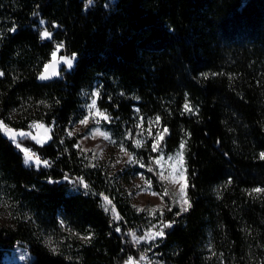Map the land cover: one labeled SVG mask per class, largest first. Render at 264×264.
<instances>
[{"label":"trees","instance_id":"trees-1","mask_svg":"<svg viewBox=\"0 0 264 264\" xmlns=\"http://www.w3.org/2000/svg\"><path fill=\"white\" fill-rule=\"evenodd\" d=\"M57 46L76 54L72 66L39 81ZM0 72V117L24 126L6 112L26 104L52 126L47 143L31 145L50 160L39 168L25 165L0 129L9 217L0 224V264L18 244L28 264L138 256L121 187L109 186L101 168L83 170L79 134L68 133L95 87L117 137L144 136L142 116L164 132L160 149L184 144L191 207L177 215L171 206V227L149 253L163 264H264V192H252L264 189V0H0ZM150 143L136 148L147 166L156 154ZM83 172L89 191L74 188ZM148 177L160 190L152 171ZM98 190L114 198L121 220L105 211Z\"/></svg>","mask_w":264,"mask_h":264},{"label":"rangeland","instance_id":"rangeland-1","mask_svg":"<svg viewBox=\"0 0 264 264\" xmlns=\"http://www.w3.org/2000/svg\"><path fill=\"white\" fill-rule=\"evenodd\" d=\"M44 32L46 31L43 30L42 34ZM59 49L60 47L57 46L55 50V59L60 61L61 68L63 66L68 68L69 66L66 62L60 58L72 57L60 54ZM52 59L53 57L51 60ZM95 93H98L97 87L91 90V96L85 105V114L82 118L71 124L68 128V133H71V135L79 134L76 146L78 145L77 148L79 149V156H81L83 170L93 167L101 168L105 173L106 179L109 180H107L109 186L115 185L116 183L121 187L118 191V195L124 197L123 199L126 204H129L133 216L130 222H128L127 219L124 220V224L127 227L126 233L138 249L137 257L132 255H129L128 257H133V261H139V264H149V262H151V264H163L160 260L149 253L151 248L154 247L155 241L160 237H157L155 241L140 240L137 242L132 233H135L136 237H140L149 231H159L162 223L172 224V221L166 219V214L168 213L167 209L172 208L171 206L175 205L180 212V205L176 203V201L181 200L182 197L188 200L186 188L183 194L180 192L181 184L186 183L187 187L183 148L181 149L179 146L173 152H165L160 149V140L159 150L155 151L156 154L153 157V165L147 166L140 155L136 152V148L138 147L137 141L140 142V146H144L148 140H151L152 143H150V146L153 147V142L158 139V134L164 135V132L160 131L157 122L151 119L144 120L142 116H139L138 125L141 128H144V131L146 132L144 136L135 138V140L132 141L126 135L117 137L106 127L105 124L110 122V117L105 109H102L98 105V95ZM93 100L96 101V104L94 107L90 108L89 105L92 104ZM135 109L137 110L136 107ZM29 113L26 104L24 105V108L10 107L6 112L9 120L23 121L25 125L17 126L8 123L0 117V129L21 151L25 165L34 166L36 168L49 167L45 166L43 161L47 160L50 165V160L42 157L31 147V145H42L47 143L50 140L49 137H51L52 126L33 115L32 111L30 114ZM85 116L88 117V121L86 124H81L80 121L83 120ZM104 117H108L109 119L106 120ZM6 129H11L12 131L8 132ZM21 131L29 135L24 138L16 136V138L13 139V136ZM149 131L151 132V135H149ZM101 133L107 134L109 138L105 139L104 135H101ZM32 137H36V139H32ZM121 145L123 146V150ZM26 152L27 154L33 155V159L29 163H25ZM126 153L131 154V160H129V156ZM152 153H154V151L150 154ZM178 153L180 155H178ZM37 158L40 159V164L36 163ZM157 159L159 160V163H156ZM141 165H143V167H141ZM150 168L152 169L151 171L153 174L158 178V182H160V190L154 188V184L148 177ZM161 174L165 177L164 179H161ZM181 176L184 177L183 180H180ZM74 179L76 180V184H74L75 189L81 188L85 191L92 189V185L88 181L84 172L76 174ZM176 180H179V182H174ZM85 184L88 185L87 188L84 187ZM93 189L96 190L95 188ZM97 194L100 196L102 207L108 209L106 212H108L115 221L121 220L122 215L114 198L102 190H98ZM105 197L108 198L107 201L105 200ZM108 201H111V203ZM161 212L163 215H161ZM8 222V213L2 203V197L0 196V224L3 225ZM153 224L156 225L155 228H152ZM165 230L166 228L164 229V232ZM142 254L146 255L148 259L140 260L139 258ZM29 260L30 255L23 244L16 245L14 249L6 253L4 256L5 264H28ZM124 262L122 264H124Z\"/></svg>","mask_w":264,"mask_h":264},{"label":"snow or ice","instance_id":"snow-or-ice-1","mask_svg":"<svg viewBox=\"0 0 264 264\" xmlns=\"http://www.w3.org/2000/svg\"><path fill=\"white\" fill-rule=\"evenodd\" d=\"M43 35H44V36H48L49 33H48V32H44ZM75 55H76V54H72V58L61 57L60 59H61V60H64V61L66 62V64H67L69 67H71V66H72V63H73V60L75 59ZM52 57H53V59L55 60V58H56V52H53V53H52ZM54 66H55V65H53V67H54ZM47 68H48V65H45V69H46V71H47ZM0 75H3V73L0 72ZM51 75H56V73L53 72V73H51ZM202 75H205V76H206L207 74H202ZM40 78H41V79H47L48 76H47L45 73H42ZM95 94H96V95H99V93H95ZM95 104H96V101L93 100V101H92V104L89 105V107H90V108H91V107H94ZM184 108H185L186 111H191V109H190L189 105L187 104V102L185 103ZM104 118H105L106 120L109 119L108 117H104ZM157 120H159V117H157ZM87 121H88V117L85 116V118H84L83 120H81L80 123H81V124H86ZM6 131L11 132L12 130H11V129H6ZM164 131L167 132V128H165ZM28 135H29V134H27V133L21 131V132L15 134V135L13 136V139H15L16 136H19V137H21V138H24V137H26V136H28ZM69 135H71V133H69ZM101 135H104L105 139H108V138H109V137L107 136V134H105V133H101ZM149 135H151V132H150V131H149ZM163 138H164V137H163V134H158V139L154 140V142H153L152 151L155 152V151H158V150H159V141H160V140H163ZM32 139H36V137H32ZM49 139H51V137H49ZM137 145L140 146V142H139V141H137ZM77 147H78V145H77ZM180 147H181V149L184 147L183 142L181 143ZM121 148H122V150H123V146H122V145H121ZM126 154L129 156V160H131V159H132V158H131V154H128V153H126ZM178 155H180V154L178 153ZM260 155H261V158L264 159V153H261ZM170 158H171V157H170ZM32 159H33V155H31V154H27V152H26L25 163H29L30 161H32ZM133 162H135V161H133ZM36 163H37V164H40V163H41V161H40L39 158L36 159ZM156 163H159V160H158V159L156 160ZM43 164H44L45 166H50V165H49V162H48L47 160H44V161H43ZM141 167H143V165H141ZM151 170H152V169L150 168L149 171H151ZM164 178H165V177L163 176V174H161V179H164ZM65 179H67V177H65ZM183 179H184V177L181 176V177H180V180H183ZM174 182H179V180H176V181H174ZM84 187L87 188L88 185L85 184ZM185 188H186V183L181 184L180 192H181L182 194L184 193ZM252 192L260 193V192H264V189H262V188H254V189H252ZM165 194H167V193H165ZM107 199H108V198L105 197V200H106V201H107ZM108 202L111 203V201H108ZM176 203H178V204L180 205V212H186V211H188V209L191 207V204L189 203V201H188L187 199L183 198V197L181 198V200L176 201ZM107 210H108V209L105 208V211H107ZM167 210H168V211H171L172 209H171V208H168ZM180 212H177L176 214H177V215H180ZM161 215H163L162 212H161ZM155 227H156V225L153 224V225H152V228H155ZM167 227H171V224H170V223H162V225H161V229H160L159 231H155V232L149 231V232L145 233L143 236H140V237H136V236H135V233H132V235H133L134 239L137 240V242H139L140 240H150V241H155L157 237H163V236L165 235L164 229L167 228ZM116 231H120V228H117ZM85 239H88V237H85ZM139 259H140V260H146V259H148V258H147L146 255L142 254V255L140 256ZM124 264H139V261H135V262H134V261H133V257L130 256V257H128V259L124 262ZM149 264H151V262H149Z\"/></svg>","mask_w":264,"mask_h":264},{"label":"water","instance_id":"water-1","mask_svg":"<svg viewBox=\"0 0 264 264\" xmlns=\"http://www.w3.org/2000/svg\"><path fill=\"white\" fill-rule=\"evenodd\" d=\"M46 65H48V68H47V71L44 67V69L38 74V80L39 81H48V80H51V79H54L55 77L58 76L59 72L61 71V63L58 59H52L51 61H49ZM53 65H55L53 67ZM55 72L56 75H51V73ZM42 73H45L48 78L47 79H41V74Z\"/></svg>","mask_w":264,"mask_h":264},{"label":"bare ground","instance_id":"bare-ground-1","mask_svg":"<svg viewBox=\"0 0 264 264\" xmlns=\"http://www.w3.org/2000/svg\"><path fill=\"white\" fill-rule=\"evenodd\" d=\"M48 62H49V61H48ZM48 62H47V63H48ZM47 63H46V64H47Z\"/></svg>","mask_w":264,"mask_h":264}]
</instances>
